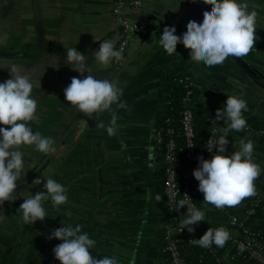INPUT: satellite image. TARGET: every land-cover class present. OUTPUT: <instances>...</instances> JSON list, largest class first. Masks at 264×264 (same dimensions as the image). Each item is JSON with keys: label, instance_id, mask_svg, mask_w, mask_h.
<instances>
[{"label": "crops", "instance_id": "crops-1", "mask_svg": "<svg viewBox=\"0 0 264 264\" xmlns=\"http://www.w3.org/2000/svg\"><path fill=\"white\" fill-rule=\"evenodd\" d=\"M139 1L140 11L135 16L148 20L161 18L167 26H175L178 36L186 31L188 20L199 21L203 9L211 7L204 0H189L190 5L183 0ZM247 3L249 11L255 10L258 14L257 39L248 56L229 57L222 64L207 67L202 61L191 63L187 49L181 59H175L172 54L168 63L163 64L164 50L159 39L137 36L130 43L123 66L111 63L105 67L97 64L91 53L98 49L102 39L118 45L115 0H0V33L7 34V40L0 44V82L11 78L8 70L12 65L32 77V95L38 100V106L37 118L29 126L34 132L53 138L56 148L54 153L44 154L33 146L21 147L25 175L22 182H16L17 199L0 205V236L8 239L15 229L5 207L9 205L18 210L23 198L44 191L43 183L32 185L34 179L52 178L64 185L68 196L67 203L58 207L50 200L44 202L45 219L33 223L40 228L36 240L27 246L21 261L12 260V264H60L52 249L62 241L47 237L53 229L77 224L96 241L95 248L89 250L96 259L115 256L118 264L160 263L166 217L157 176L155 138L158 97L167 71L190 69L192 82L199 91L192 103L198 116H215L228 96L246 100L248 111L243 115L247 127L227 135L226 154L237 151L241 140H251L253 160L264 169V9L260 11ZM122 15L135 18L127 10ZM98 37L101 40H95ZM70 47L88 57L89 68L97 78H107L123 89L120 99L128 107L112 106L119 116L116 135L109 136L105 129L97 127L101 121L108 124L111 119L108 111L89 118L77 113L65 101L63 89L71 78H82L64 62ZM184 49L182 44H177V52ZM219 122L217 139L227 127L222 120ZM180 169L181 177L188 179L202 198L200 210L205 212L206 221L199 222L198 229L206 231L209 227L222 226L230 232V238L238 237L239 230L229 225L227 217L203 201L193 169L189 165ZM254 183L256 193H261L264 171ZM149 195L151 200L146 199ZM157 195L161 196L159 201ZM250 199L245 198L231 208L241 210ZM261 215L264 220V203ZM261 221L256 219L251 226L257 228ZM236 250L222 255L225 264H245Z\"/></svg>", "mask_w": 264, "mask_h": 264}, {"label": "clouds", "instance_id": "clouds-1", "mask_svg": "<svg viewBox=\"0 0 264 264\" xmlns=\"http://www.w3.org/2000/svg\"><path fill=\"white\" fill-rule=\"evenodd\" d=\"M211 7L203 9L202 18L188 20L186 31L176 35L175 26H166L158 41L167 54L176 53L177 44H182L189 50L190 58L203 62L207 67L222 64L227 58L248 56L254 48L257 25V12L249 11L247 0H204ZM102 37L95 38L101 40ZM7 40V34L0 33V44ZM93 60L105 67L113 60L123 59V50H116L114 42L102 39L98 49L91 53ZM88 57L75 47L66 51L65 64L72 70L80 73L82 78H71L70 84L63 89L64 99L69 107H74L77 113H83L89 118L93 114L108 111L111 119L106 125L101 121L97 127L106 130L109 136H114L119 130L117 123L119 116L112 108L126 109L127 104L120 99L123 89L114 81L107 78H97L89 68ZM9 71L11 78L0 82V205L5 201H15L17 196L14 190L17 181L22 182L25 175L24 152L22 146H33L38 152L54 153L55 141L51 137L34 132L29 122L36 120L38 100L33 97L34 87L32 77L27 72L12 65ZM45 71V70H44ZM84 73L88 75L83 76ZM40 84V82H39ZM248 111L246 100L232 95L226 98L224 106L216 110L215 120L223 121L227 127L216 140H208L207 151L213 153L210 159L198 157V166L193 170L194 178L199 182L198 191L203 194V201L216 208L234 207L245 198L255 196L254 181L264 169L253 160L254 143L251 140H241L239 149L234 153L226 154L227 135L232 131H242L247 127L243 115ZM44 191L29 195L19 206L21 222L33 224L43 221L46 211L43 206L50 200L54 207L67 203V189L52 178L42 180L40 177L32 181V185H41ZM146 199L151 200L149 195ZM161 199L160 195L156 200ZM191 198L185 194L170 207V210L179 211L187 208V215L181 223V230L193 232V225L205 220V212L190 203ZM62 241L53 249V255L60 264H118L115 256H103L96 259L90 254L96 241L89 238L87 232L81 231L77 224L61 226L50 231L47 239ZM230 239V232L224 227L208 228L199 239H192L194 245L210 248L213 245L223 247Z\"/></svg>", "mask_w": 264, "mask_h": 264}, {"label": "trees", "instance_id": "trees-1", "mask_svg": "<svg viewBox=\"0 0 264 264\" xmlns=\"http://www.w3.org/2000/svg\"><path fill=\"white\" fill-rule=\"evenodd\" d=\"M187 3V0H183ZM189 1V0H188ZM251 3V6L258 7L261 11L264 9V0H247ZM250 5V4H249ZM160 39V37L158 38ZM187 49L183 51L173 53L175 59H181L182 54L187 53ZM180 53V54H179ZM172 54H167L162 51L161 54V62L163 64L168 63L169 59L171 58ZM190 62L193 63L194 60L190 59ZM186 79L192 81V72L190 69L187 68H177L172 71H167L163 74V83L162 89L159 92V100L160 107L158 110V118H157V131H163V139L164 142L166 141V130L168 128H173L176 133L180 132V117L181 112L183 109L182 100L185 97L188 88ZM192 88V103L193 100L199 94L198 88L193 84ZM195 114V113H194ZM210 116V115H209ZM209 116H198L195 114L194 123H195V133L196 138L195 141L198 147L202 148L205 144V141L209 135V123L208 117ZM177 142V151L176 155L180 158L177 162L176 166V175L178 181L181 183L183 181H187L193 188V184L189 182L188 179L181 177L182 170L180 167L183 165H189L193 170L197 167L193 164H190L184 158L183 151V141L182 138H176ZM164 145L161 144L156 146V157L158 161V182H159V189L164 199V212L165 217L167 220V210H166V199L163 193L164 190V182H165V164H164ZM264 188L261 190V193H257L255 196H252L250 202L246 205V207L242 208L241 210H233L231 207H227L228 213L231 216L236 217L240 222L243 223V227L248 230V234L243 233L242 228H239V239L245 240L246 237L252 235L255 240L262 246L264 251V220L262 219L261 215V208L264 203V196H263ZM260 198V202L256 205H253L254 200ZM195 202L197 204V208L200 209V205L202 202L201 196L195 197ZM253 208L254 213L251 215H247V211ZM6 213L14 220L15 229L9 234L8 239H4L0 236V264H12V260L15 262L21 261L22 255L25 252L27 246L32 245L36 240L40 228L35 226V224H23L21 222L22 213L19 210L13 209L9 205L5 207ZM178 215L180 217L184 216V209L180 208ZM256 219H261V223L257 226V228H253L251 226L252 222H256ZM199 224L195 225V235L188 238L187 240L184 239L179 242V252L182 256L183 260L187 264H225L222 260V255H224L228 250L234 251L236 250L232 239H229L225 245L221 247H216L213 245L210 248H202L199 246L194 245L192 239H199V233H204L205 230L198 229ZM162 247L164 246V239L162 236ZM233 253V252H232ZM238 253V252H237ZM238 258L242 260L245 264H256L253 263V260L248 259L246 255L238 253ZM159 264H172L169 258V255L166 252H163L162 258Z\"/></svg>", "mask_w": 264, "mask_h": 264}, {"label": "built area", "instance_id": "built-area-1", "mask_svg": "<svg viewBox=\"0 0 264 264\" xmlns=\"http://www.w3.org/2000/svg\"><path fill=\"white\" fill-rule=\"evenodd\" d=\"M141 7V2L139 0H115V5L113 12L116 15L117 26L119 29V41L116 50H123V59L120 61L113 60L112 64L116 67L123 66L128 59V49L130 43L134 37H142L143 39H158L163 34V29L166 27V23L161 18L144 19L138 18L137 13H139ZM127 10L131 17H124L122 11ZM137 17V18H136ZM188 91L182 100V112L180 117V132L176 133L173 128H168L165 132L166 141L163 139V131L159 130L156 132V146L161 144L164 145V164H165V182H164V196L166 199V210H167V220L166 224L162 229L164 246L162 248L163 252L169 255L172 264H187L179 252V242L192 237L195 235V230L193 232H188L187 229L181 230V223L183 218L187 215V208L184 209V216L180 217L178 215L179 211L170 210V207L174 205L175 202L185 199V194H187L191 200L190 203L196 205L195 197L198 195L197 190L193 188L187 181L179 182L176 175L177 162L180 160L177 151L176 138H182L183 141V151L184 158L190 164L198 166V157L202 156L205 159H210L212 154L216 152L213 148V153L207 151L208 140H216L220 129V122L215 120L214 115L208 117L209 123V135L205 141L202 148L198 147L195 138V123H194V111L192 108V86L193 82L186 79ZM264 137V133H262ZM264 196V192H263ZM260 202V198L255 199L253 205ZM214 208L220 211L227 217L229 225L239 229L243 227V223L240 222L236 217L229 215L227 207L224 208ZM254 213L253 208L247 211V215ZM195 229V225H193ZM243 233L248 234V230L243 227ZM204 233H199L198 236L201 237ZM234 244L236 251L240 254L246 255L248 259L253 260V263L264 264V251L262 246L255 240L252 235L246 237L245 240L236 238H230Z\"/></svg>", "mask_w": 264, "mask_h": 264}, {"label": "water", "instance_id": "water-1", "mask_svg": "<svg viewBox=\"0 0 264 264\" xmlns=\"http://www.w3.org/2000/svg\"><path fill=\"white\" fill-rule=\"evenodd\" d=\"M186 2H187L188 5H190V4L188 3V0H187Z\"/></svg>", "mask_w": 264, "mask_h": 264}]
</instances>
